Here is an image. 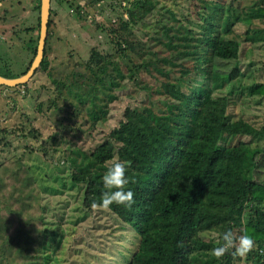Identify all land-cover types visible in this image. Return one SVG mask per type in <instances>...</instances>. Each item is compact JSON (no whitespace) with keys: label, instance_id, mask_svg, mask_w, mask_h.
Here are the masks:
<instances>
[{"label":"rangeland","instance_id":"374dc122","mask_svg":"<svg viewBox=\"0 0 264 264\" xmlns=\"http://www.w3.org/2000/svg\"><path fill=\"white\" fill-rule=\"evenodd\" d=\"M37 1L0 0V67L14 76L29 67L31 54L27 45L37 35ZM216 3L231 5L235 12L243 13L264 4V0H51L45 47L47 68L37 69L24 86H0V222L6 221L7 232L2 236L12 246L11 253H4L10 260L3 259L2 263L29 264V260L36 259L31 253L39 252L34 237L42 235L44 264H97L99 257L109 264L110 255L97 252L94 246L103 241L101 236L115 229L110 223L119 224L111 222L108 212L101 208L84 210L83 187L71 184V174L82 162L71 165L69 161L77 157L73 152L89 155L102 144L128 111L133 121L122 127L123 132L138 136L146 145L152 133L150 123L144 114L132 110L152 107L157 112L156 108L166 100L150 93L156 86L146 73L148 69L142 67L136 79L148 90H136L133 83H128L127 93L118 92L117 102L108 106V121L93 128L86 111L88 105L81 106L75 92H84V83L91 84L99 74V66L91 70L86 67L93 52L118 61L123 69L131 64L140 69L152 52L171 60L173 68L164 66L177 76L181 67L192 63L175 55L166 43H173L171 37L183 39L186 34L202 37L204 14ZM258 28H264V21L251 26L237 24L230 38L242 42L247 29ZM117 44L134 51L127 50L122 58L116 53ZM236 63L216 64L219 75L230 73L235 66L237 72L231 73V79L214 95L227 99L229 121L241 120L262 129L264 96L252 97L245 88L264 85V42H242ZM238 141L260 151L249 155V159L254 155V162L248 167L253 168L251 173L257 182L264 184V138H230L228 142L235 145ZM108 165L120 168L116 157ZM249 212L246 207L238 219L243 225L249 220ZM243 225L234 229L222 225L198 237L204 242L212 241L216 255H232L229 264L264 262V246H243Z\"/></svg>","mask_w":264,"mask_h":264},{"label":"trees","instance_id":"16d2710c","mask_svg":"<svg viewBox=\"0 0 264 264\" xmlns=\"http://www.w3.org/2000/svg\"><path fill=\"white\" fill-rule=\"evenodd\" d=\"M210 6L202 19V37L186 34L183 39L171 37L173 43H166L175 55L180 54L192 63L181 67L177 76L170 69L174 66L171 60L152 52L140 69L132 64L123 69L118 61L93 52L86 67L91 70L99 66V74H94L93 84L84 83V92H75L79 104L88 105L86 111L93 128L108 121V106L117 102L118 92L127 93L128 83H133L136 90H148L136 79L143 72L142 67L148 69L146 73L156 86L150 93L166 100L156 108L157 112L152 107L132 110L144 114L150 123L152 133L146 145L138 136L123 132L122 127L133 121L128 111L102 144L89 155L73 152L80 161L77 157L69 161L71 165L82 162L71 174V184L83 187L84 210L101 208L108 212L111 222L119 224L110 223L115 228L112 233L101 236L103 241L96 245L94 240L96 251L112 258L109 264H229L232 255H216V245L202 241L198 235L222 225L231 229L242 226L238 219L246 207L250 212L241 230L243 246L253 243L259 248L264 246V184L257 182L256 175L251 173L253 168L248 167L254 162V155L252 159L249 155L260 151L241 141L235 145L228 142L230 138H264V127L255 129L241 120L229 121L227 99L214 95L216 89L231 79V73L237 72L235 66L230 73L219 75L215 72L216 64L236 63L242 42L250 45L264 42V28L247 29L242 42L230 38L237 24L251 26L264 21V4L243 13L235 12L231 5ZM36 10L40 12V0ZM51 14L50 7L47 33ZM39 24L38 17L36 38L27 45L31 54L29 67L36 56ZM45 47L38 68L42 71L47 68ZM115 48L122 58L127 50L134 51L119 44ZM29 67L16 76L0 67V76L17 78ZM128 71L132 72L129 76ZM245 89L252 97L264 96V85L253 84ZM115 157L119 169L108 165ZM6 232L4 220L0 222V264H4L3 259L10 260L4 254L11 253L12 248L8 238L2 236ZM41 238L42 235L34 237L39 252L31 253L36 259L29 260V264L45 263ZM97 260V264L106 262L103 257ZM256 264L264 262L258 260Z\"/></svg>","mask_w":264,"mask_h":264},{"label":"water","instance_id":"95a60500","mask_svg":"<svg viewBox=\"0 0 264 264\" xmlns=\"http://www.w3.org/2000/svg\"><path fill=\"white\" fill-rule=\"evenodd\" d=\"M50 0H40V12H39V38L37 43L36 56L34 57L28 71L17 78L8 79L0 76V86L7 88H15L28 82V80L34 75L39 68L43 58V52L45 47V40L47 35V24L49 19Z\"/></svg>","mask_w":264,"mask_h":264}]
</instances>
